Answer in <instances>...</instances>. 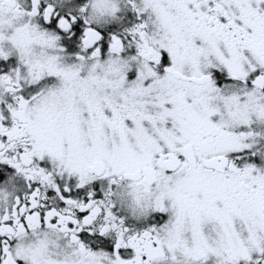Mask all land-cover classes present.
<instances>
[{
	"label": "clouds",
	"instance_id": "9594fccd",
	"mask_svg": "<svg viewBox=\"0 0 264 264\" xmlns=\"http://www.w3.org/2000/svg\"><path fill=\"white\" fill-rule=\"evenodd\" d=\"M52 20L119 40L69 54ZM0 62V264H264V0H0ZM93 182L89 223H72L84 201L60 206L51 185Z\"/></svg>",
	"mask_w": 264,
	"mask_h": 264
},
{
	"label": "flooded vegetation",
	"instance_id": "af4514ba",
	"mask_svg": "<svg viewBox=\"0 0 264 264\" xmlns=\"http://www.w3.org/2000/svg\"><path fill=\"white\" fill-rule=\"evenodd\" d=\"M76 2L80 3L81 0H76ZM125 21L126 22L131 21V15L130 14H126ZM82 23H83L82 21L76 20V22L72 26L71 31L67 34L60 32L58 29H56L55 24L52 21L50 23L46 24L45 27L56 30L61 35V37H67V38H72V39L76 38L79 40L80 37L82 36L83 30H84ZM120 27H121L120 25L110 24V25H107L103 28H95L94 29L101 36V40L98 41L94 47L98 46L102 55L107 50V45L110 41L111 35L117 34V32L120 30ZM64 45L67 46L66 49L68 52H72L73 50H75L74 48L69 47L70 45H72L71 43H64ZM89 51H91V49H89ZM164 62L165 63L167 62L166 57L164 58ZM2 70L6 71L7 67L3 66ZM132 75L133 74L130 73L129 77H132ZM213 78L216 80V84L218 87L221 85L231 83V81L229 79H227L223 73L213 71ZM229 155L231 157V156L242 155V154L234 153V154H229ZM248 162H257V161H255L254 158H250L248 160ZM41 166H46V162H42ZM4 167L5 166L0 165V169H3ZM3 179H4L3 171H0V181H2ZM101 187L102 186L99 182H93L90 185V187H85V188H81V189L69 188L68 192H64L63 186L58 183V188L60 190V193H61V195L64 196L65 199H69V198H71V199H82L84 202H87L88 191H91L93 193L94 198H100L102 195ZM54 196H55V192L53 190H49L46 193V198H52ZM44 203H45V206L47 207L48 206L47 199L44 201ZM58 203L60 206H63V201H58ZM78 217L82 218V214H78ZM165 219H166V216H164L163 214H154L153 217L149 218V220L145 223L134 224L132 222H128L126 224V226H129L133 230L138 231V230H141L145 226H151L152 224L158 225L159 223H162ZM79 237L85 243L92 241L91 246L94 249L96 247H100L106 251H109V252L112 251L113 244L107 238H100V237L95 236L94 234H90V233L84 232V231H82L79 234ZM130 251H131L130 249H128V250L121 249V250H118V253L122 256V258H127V254H129Z\"/></svg>",
	"mask_w": 264,
	"mask_h": 264
},
{
	"label": "snow or ice",
	"instance_id": "6c2138e0",
	"mask_svg": "<svg viewBox=\"0 0 264 264\" xmlns=\"http://www.w3.org/2000/svg\"><path fill=\"white\" fill-rule=\"evenodd\" d=\"M32 3H33V9L35 10V8H36V0H32ZM47 19H48V13L45 12V20H47ZM52 22L55 25L58 24L57 20H52ZM72 26H73V24L69 25V24L65 23L63 20H59V28L63 30V33H66V34L69 33L71 31V29H72ZM100 40H101V36L97 32H94V31H92L90 29H84L83 30V34L80 37V45L83 46V47H89V46L94 47L96 45V43L98 41H100ZM118 40H119V38L117 36H115V35L111 36L107 47L111 48L112 47V42H118ZM91 47L89 49H91ZM253 83H255V81H253ZM21 103H23V97L21 98ZM105 118H107V117H105ZM11 135H12L11 131H9L8 129H6L4 127H0V150H2L4 148L2 140L3 139H10ZM240 147H241V145H239V144L230 143V142H227V141H225V142H223L222 144L219 145L220 150L225 151V152L236 151V150H239ZM243 147H247V145H244ZM30 155H31L30 153L21 154V156L18 159L20 161H23V163H28L27 157L30 156ZM0 159H2V158H0ZM2 162L3 163H7L8 165H10L12 167H15L17 169H19L21 167L20 163L14 162L11 159L3 160ZM173 163H175V161H173ZM226 163L228 164L229 168H231L233 171H236V169L233 167V165L230 162H226ZM216 166L220 167L221 165L218 164ZM250 168H251V165H247L246 168H245V171H247ZM91 170L95 171L97 174H103L105 176L108 175V172L104 171L102 164H100L99 162H96L94 168H92ZM40 171L43 172V169L41 168ZM42 178L43 179H47V177H42ZM51 186H52V188L55 191H57L60 194L61 201H63L66 204L74 203L71 199H65L64 196L61 195L60 190H59V188H58V186L56 184H52ZM77 187L81 188L82 185H77ZM63 191L64 192H68L69 189L67 187H65L63 189ZM87 195H88V198L93 197V193L91 191H88ZM32 196L35 197L36 193L35 192L32 193ZM35 207H36L35 202H33V208L35 209ZM87 207H88V200H87V202H83V203H81L79 205V208H80L79 214H82V219H83V222H84L85 225H87L89 223V219H90L88 214H87V211H86ZM24 210H25L24 207L19 208L20 212H23ZM15 211L16 210L14 209L13 210V214H15ZM43 215L46 218L48 215H56V213L54 211L53 212H45V213H43ZM28 218L31 220L33 217H31V215H29ZM79 219H80V217H78L77 219L72 220V223H77ZM4 220L5 221L8 220L7 214H5ZM0 231H5V229H4V227L2 225H0ZM101 231H103V230H101ZM136 239L137 238L135 236H129L128 241H127L125 246L128 247V248H133L134 247V241ZM114 246H115V248L119 249L121 247V241L117 240ZM120 264H131V261L121 260Z\"/></svg>",
	"mask_w": 264,
	"mask_h": 264
},
{
	"label": "rangeland",
	"instance_id": "374dc122",
	"mask_svg": "<svg viewBox=\"0 0 264 264\" xmlns=\"http://www.w3.org/2000/svg\"><path fill=\"white\" fill-rule=\"evenodd\" d=\"M64 43H71L72 46L74 48L77 47V49L75 48L76 50H73L72 52H68L66 49L67 46H65ZM61 45L65 48V51L67 53H69V54L76 53L79 51L80 39L78 40L76 38L72 39V38H67V37H61ZM0 65L3 67V62H0ZM129 78H131V77H129Z\"/></svg>",
	"mask_w": 264,
	"mask_h": 264
},
{
	"label": "trees",
	"instance_id": "16d2710c",
	"mask_svg": "<svg viewBox=\"0 0 264 264\" xmlns=\"http://www.w3.org/2000/svg\"><path fill=\"white\" fill-rule=\"evenodd\" d=\"M69 47L74 48L72 45H70ZM75 48L77 49V47H75ZM75 48H74V49H75ZM76 49H75V50H76Z\"/></svg>",
	"mask_w": 264,
	"mask_h": 264
}]
</instances>
